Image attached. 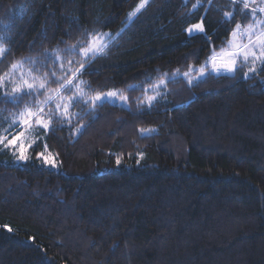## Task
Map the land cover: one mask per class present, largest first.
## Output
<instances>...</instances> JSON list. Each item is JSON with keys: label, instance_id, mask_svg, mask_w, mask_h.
Returning a JSON list of instances; mask_svg holds the SVG:
<instances>
[{"label": "trees", "instance_id": "16d2710c", "mask_svg": "<svg viewBox=\"0 0 264 264\" xmlns=\"http://www.w3.org/2000/svg\"><path fill=\"white\" fill-rule=\"evenodd\" d=\"M139 3L0 0L9 49L0 75L34 60L71 76L53 50L78 68L84 58L67 49L109 31L105 53L74 83L127 96L79 102L75 119L55 121L45 136L59 169L42 163V143L26 162L0 150V264H264V65L247 76L209 70L191 84L183 75L227 47L253 11L241 0H150L129 19ZM198 23L205 32L190 35ZM165 79L166 97L144 104ZM48 94L15 104L0 89V129Z\"/></svg>", "mask_w": 264, "mask_h": 264}, {"label": "snow or ice", "instance_id": "6c2138e0", "mask_svg": "<svg viewBox=\"0 0 264 264\" xmlns=\"http://www.w3.org/2000/svg\"><path fill=\"white\" fill-rule=\"evenodd\" d=\"M149 2L150 0H140L136 9L129 14V19L136 16L137 13L144 9ZM236 2L237 0H233V3ZM209 3H211V0H209ZM199 5L200 0H197V4L193 7L197 8ZM248 7L249 4L247 0H244V8L247 9ZM257 10L264 12V8L253 9L252 11L255 13ZM233 15L234 13H224V17L228 20H231ZM253 19H255L254 15ZM259 24H264V21H256V24L249 25L244 29L241 28L240 24H237L232 31V39L228 41L227 47H222L219 52L213 49L212 54L205 61V66L210 64L212 70L217 73L224 70L229 74H235L238 68V61L241 63H247L251 60L253 67H251L249 71L255 72V64L257 61H260L261 64L264 65V31H256V26ZM187 31L191 35L193 32H205V29L203 23H198L192 25ZM86 35V46L77 49L76 45H72L67 49L69 53L78 52L80 56L84 58V62L80 63V66L75 69L71 67L73 63L71 59L68 60V69H65L63 63H60V71L70 72L71 76H57L55 70H51L50 74L49 72H45L42 75H36L31 68L22 70L24 69L23 60L13 62L10 65L8 72L0 75V88H2L5 83H12L14 85L10 92L5 91L3 94L2 98L8 103L18 104L24 95L31 96L33 94H39L41 91L47 89L48 84L51 83L53 79L58 84V87L49 90L51 94L45 95V98L42 101H36L35 108L25 105L18 115H13L9 128L0 129V150L12 147L19 153L17 157L18 159L27 160L29 158L26 155L27 150L36 144L37 140L33 139L30 143L25 144V141L27 140L26 133L41 129L50 130L52 116L54 114L58 115L61 119L70 116L71 114L68 111L69 108L81 100L86 103L91 102L95 106L97 103H103L105 99L115 98L118 95L117 92H108L98 93L94 96L87 97L86 93L80 87L84 81H80L79 84H74V80L78 79V75L82 72L85 65L94 60L98 55H103L105 53V50L108 47V40L111 39L109 33H88ZM241 36L247 37V43H241L239 41L238 38ZM253 37H255V39H253ZM5 38V34L0 33V57H3V55L9 51V49L3 44ZM257 48L260 50L259 55L254 51V49ZM52 55L54 57L53 64L63 59L57 50H53ZM26 59L30 60V58ZM31 63L35 64L36 62L32 60ZM199 71L201 76L204 75L205 67H201ZM17 72H19V83H16ZM244 75L247 76L248 73H245ZM184 76L189 78L188 82L190 84L193 82L188 72H185ZM61 80L63 81L62 83L60 82ZM159 83L163 84L164 80H160ZM73 87L76 88V94L74 96L64 97L62 95V92ZM120 99L121 101H124L127 100V97L121 96ZM154 99V96L147 97L149 103ZM53 102H55L54 109L49 108L46 113L45 108H47L48 105L53 104ZM45 116H47V119H45ZM17 127L20 128V131L9 139L7 133H9L11 129ZM5 141H7V143H5ZM44 147L46 150V143L44 144ZM38 156L42 157L46 163L54 166V161L48 156H45L44 153H38ZM119 162V159H117V164H119Z\"/></svg>", "mask_w": 264, "mask_h": 264}, {"label": "rangeland", "instance_id": "374dc122", "mask_svg": "<svg viewBox=\"0 0 264 264\" xmlns=\"http://www.w3.org/2000/svg\"><path fill=\"white\" fill-rule=\"evenodd\" d=\"M244 2V0H241ZM248 4H249V7L251 10L253 9H259V8H264V0H247ZM253 15L255 16V19H253V22L249 25H254L256 24V21H264V12H260V11H256L255 13H253ZM248 25V26H249ZM248 26H241L242 29L244 28H247ZM190 28V27H189ZM256 31L259 32V31H264V24H259L256 26ZM99 33H109V31H102V32H99ZM195 33V32H193ZM107 39V38H106ZM232 39V38H231ZM230 39V40H231ZM239 41L241 43H247V37L246 36H241L238 38ZM253 39H255V37H253ZM5 46V45H4ZM254 51H256L257 55H259L260 53V50L257 48V49H254ZM5 55H3V57H0V63L2 62V59L4 58ZM63 58V57H62ZM61 63H63L64 65V68L65 69H68L69 65H68V60L65 59L64 61V58L60 61ZM262 66L261 62L260 61H257L256 64H255V67H256V71L258 69H260ZM1 67V65H0ZM73 69H74V65L71 66ZM201 67H205V74L204 75H200V69ZM201 67H194L193 69H191L190 71H188L189 73V76L192 78V80L194 79H198V78H201L203 76L206 75V73L211 70V65L208 64L207 66L203 65ZM253 67L252 65V62L251 60H249V62L247 63H241L238 61V68H246V73L248 74H251L253 72H250L249 69ZM31 68L34 72V74L36 75H42L43 73L40 72V70H38V68L34 67L31 63L29 62H25L24 61V69L22 70H27ZM237 68V69H238ZM9 68L7 70H5V72H8ZM215 72V71H213ZM227 73L226 71L224 70H221L219 73ZM217 73V72H215ZM4 74V72L2 73V75ZM184 75V74H183ZM188 78V77H187ZM16 83H19V72L16 73ZM80 82H75L74 84H79ZM14 85L12 83H5V85L0 88L4 94L5 91H8L10 92L11 91V88L13 87ZM80 87L83 89V91L86 93L87 97H91V96H94L98 93H108V92H117L118 95L115 97V98H108V99H105L104 102L106 101H110V102H120V103H127V100H124V101H121L120 97L121 96H124V97H127L126 95L122 94L121 93V90L119 89H116V88H112L110 90H107V91H102V92H96L94 94H90L87 89L81 84ZM47 91V92H46ZM43 94H47L48 92L50 93V91L48 89H45L44 91H42ZM76 94V88H70L68 90H65L64 92H62V95L64 97H70V96H74ZM167 95V89H166V79L164 80V83L163 84H160L159 82H157L154 86L150 87L148 89V91L146 92V94L144 95V98H143V103L146 104V105H151L152 103H154L155 101L159 100V99H163L165 98ZM155 97L154 100L151 101V103L148 102L147 100V97ZM45 98V97H44ZM40 101H42L43 99H39ZM80 102L84 103V104H89V105H92L93 104L91 102H85L83 100H81ZM79 103V102H78ZM99 104V103H97ZM35 105H36V102H32L31 104H29V106L35 108ZM76 105L77 103L73 104L70 108H69V113L71 114L70 116L68 117H64L62 120L66 121V122H71L73 119L76 118V116L80 113V110L76 108ZM96 105V104H95ZM55 107V102H53V104H51L46 110L45 112L47 113L48 109L49 108H53L54 109ZM19 113L15 114V115H18ZM13 117V116H12ZM12 117L10 118L9 120V123L7 124V128H9V125L11 123V120H12ZM45 119H47V116H45ZM57 119H61L58 117V115L54 114L52 116V122H51V125H50V129L54 126V123ZM48 130H35V131H31V132H28L26 133L27 135V140L25 141V144L27 143H30L33 139H36L37 140V143H42L43 144V148H42V151L41 153H44L45 156H48L50 159H52L54 161V166L52 164H48L44 161V159L42 157H40L42 163H44L45 165L49 166V167H52V168H55V169H59L61 167V162L58 160V157L57 155L55 154V152L49 147L48 143H47V140H46V133H47ZM17 134V133H16ZM12 138V137H11ZM10 138V139H11ZM7 143V141L5 142ZM47 144V149L45 150V147H44V144ZM36 144H34L31 148H29L27 150V153L26 155L29 157L27 160H20L18 159V155L19 153L16 152L12 147H9V150H10V153H11V159L13 161H16V162H26L28 161L31 156H32V152H33V149L34 147L36 146Z\"/></svg>", "mask_w": 264, "mask_h": 264}]
</instances>
